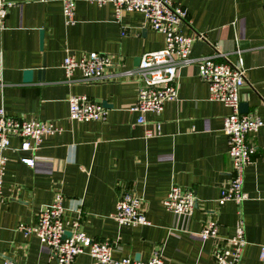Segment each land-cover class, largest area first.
Masks as SVG:
<instances>
[{"label": "crops", "instance_id": "crops-1", "mask_svg": "<svg viewBox=\"0 0 264 264\" xmlns=\"http://www.w3.org/2000/svg\"><path fill=\"white\" fill-rule=\"evenodd\" d=\"M5 1L11 6L0 30L6 83L0 107L24 121L52 122L60 132L44 137L34 152L20 151L19 139H10L0 205V264H56L34 235L17 229L19 224L33 227L56 193L64 196L65 223L79 221L88 237L113 243L114 259L146 262L160 249L163 264H216V242L203 241L198 233L213 221L220 236L231 237L241 219L246 246L240 264H264V0H172L187 9L190 24L180 32L195 38L191 57L216 51L240 64L245 76L240 103L247 106L245 114L262 121L249 137L257 153L244 172L248 200L240 205L217 204L219 190L231 178L222 130L229 109L210 99L196 64L178 71V98L167 102L160 116L149 113L146 124L139 125L138 115L129 112L138 83L120 73L136 68L143 54L164 47V36L140 13H123L118 21L111 5L74 0L73 23L66 24L62 0ZM91 52L112 55L122 67L108 69L101 82L83 83L78 71L68 81L63 59ZM26 71L32 73L29 81ZM70 96L106 104V119L70 121ZM156 125L159 130L146 138V129ZM23 158H32L34 165ZM172 185L195 194L191 216H176L163 206ZM129 190L143 198L140 209L148 226L118 225L111 218L120 193ZM73 264L98 263L82 254Z\"/></svg>", "mask_w": 264, "mask_h": 264}, {"label": "built area", "instance_id": "built-area-1", "mask_svg": "<svg viewBox=\"0 0 264 264\" xmlns=\"http://www.w3.org/2000/svg\"><path fill=\"white\" fill-rule=\"evenodd\" d=\"M99 7L111 5L117 20L123 13L137 12L144 17L145 23L154 31L164 36V47L160 50L143 54L138 66L123 70L120 74L134 78L138 83L136 100L128 109L136 113L137 124H146V115L151 113L160 116L167 102L178 98V71L186 66L196 64L199 79L206 83L210 99L222 103L229 109L223 119V133L227 137V154L231 160L230 180L219 190L218 205L234 202L237 205L248 200L244 191V172L251 165L256 155V148L249 137L262 126L256 115L243 114L240 111V91L245 85L244 70L241 65L230 63L223 53L216 52L199 58L191 57L194 37L181 34L183 25H189L187 9L175 4L172 0H86ZM11 4L0 0V30L5 27V19ZM75 9L74 0H62V14L66 24L73 23ZM125 32H122L124 35ZM197 39H202L198 35ZM116 57L91 52L79 58L67 55L61 64L68 81L73 74L80 73L83 83H97L106 79L110 68L122 67ZM6 83L3 80L0 66V91ZM68 118L70 121H104L107 109L86 96H70L68 98ZM146 129L145 137L151 138L158 131ZM60 132L52 122L24 121L9 116L0 107V205L3 203L2 185L8 159L6 152L10 150V139L20 141V151L34 152L46 136ZM22 162L29 167L34 165L32 158H23ZM64 196L54 195L49 205L42 207L37 214L33 227L18 225V231L25 236L34 235L46 249L56 264H73L76 257L87 254L98 264H163L164 258L160 249H155L148 261H135L130 258L114 259L115 246L110 241H97L88 237L80 229L79 221L67 225L64 221ZM143 198L135 191H122L116 202L115 212L111 218L118 225L131 227L148 226L149 221L140 207ZM165 209L176 216L189 217L197 206V198L193 191L172 185L163 200ZM69 226V229H67ZM66 232L70 236H66ZM198 236L201 240L216 242L212 257L216 264H240L246 240L241 219L235 225L231 237H222L218 233V224L207 221ZM260 260L264 262V247L261 248ZM3 264H14L5 260Z\"/></svg>", "mask_w": 264, "mask_h": 264}, {"label": "water", "instance_id": "water-1", "mask_svg": "<svg viewBox=\"0 0 264 264\" xmlns=\"http://www.w3.org/2000/svg\"><path fill=\"white\" fill-rule=\"evenodd\" d=\"M138 63H139V60L137 61V65H138ZM31 75H32L31 71H26L24 73V79L26 81H29L30 78H31ZM103 106H107V105L103 103ZM240 111L243 114L247 113V106H246L245 103H240ZM66 236L69 237L70 236V233L66 232Z\"/></svg>", "mask_w": 264, "mask_h": 264}]
</instances>
